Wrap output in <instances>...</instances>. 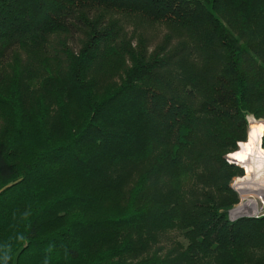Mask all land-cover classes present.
Returning <instances> with one entry per match:
<instances>
[{
    "label": "trees",
    "instance_id": "trees-1",
    "mask_svg": "<svg viewBox=\"0 0 264 264\" xmlns=\"http://www.w3.org/2000/svg\"><path fill=\"white\" fill-rule=\"evenodd\" d=\"M249 116L264 0H0V264H264Z\"/></svg>",
    "mask_w": 264,
    "mask_h": 264
},
{
    "label": "bare ground",
    "instance_id": "bare-ground-1",
    "mask_svg": "<svg viewBox=\"0 0 264 264\" xmlns=\"http://www.w3.org/2000/svg\"><path fill=\"white\" fill-rule=\"evenodd\" d=\"M262 126L260 123L253 120L250 121L248 129L247 142L242 145V148L237 153L243 156L240 159L237 155L231 154L233 159L240 160L241 164L246 165L248 174L236 181L235 189L238 190L243 197L247 194H255L264 200V177L259 184L255 179L264 176V150L260 146V135L262 132ZM255 133V135H253ZM242 197V198H243ZM251 202H254L253 200Z\"/></svg>",
    "mask_w": 264,
    "mask_h": 264
},
{
    "label": "rangeland",
    "instance_id": "rangeland-1",
    "mask_svg": "<svg viewBox=\"0 0 264 264\" xmlns=\"http://www.w3.org/2000/svg\"><path fill=\"white\" fill-rule=\"evenodd\" d=\"M251 120H253V121H255V122H258V123H260L262 126H264V119H255V118H253L252 116H249V126H250V121H251ZM248 129H249V128H248ZM263 132H264V129L262 128V132H261V135H260V141H259L260 146H261V136H262ZM247 139H248V134H247ZM247 139H246L245 141H242V142L238 143V149H237L235 152L231 153V154H235V153H237L238 151H240L241 148H242V145H244V143L247 142ZM261 147H262V146H261ZM262 149L264 150L263 147H262ZM229 154H230V153H229ZM231 154H230V155H231ZM227 155H228V154H227ZM227 155H226V158H227V160H228L229 162H232V163L237 164L238 166L242 167V169H243V171H244V175H243V176H241V177H236V178L232 181V183H231V186L233 187V189H234L235 191H237V193L239 194V197H243V195H242L238 190L235 189V184H236V181H237L239 178H242V177H244L245 175L248 174L247 167H246V165L241 164V161H240V160H235V159L232 158V156L230 157V155H228V156H227ZM263 177H264V176L261 174V176H259L258 178H256V179H255L256 183L259 184V183L261 182V180L263 179ZM253 195H255V194H253ZM247 196H248V194H247ZM247 196H245V197H247ZM255 196H256V195H255ZM240 199H241V198H240ZM263 201H264V200H263ZM239 202H240V200H239ZM239 202H238V203H239ZM238 203H237L235 206H237ZM262 211L264 212V208L262 209Z\"/></svg>",
    "mask_w": 264,
    "mask_h": 264
},
{
    "label": "water",
    "instance_id": "water-1",
    "mask_svg": "<svg viewBox=\"0 0 264 264\" xmlns=\"http://www.w3.org/2000/svg\"><path fill=\"white\" fill-rule=\"evenodd\" d=\"M256 211H257L256 202L245 200L240 205L233 207L229 211V216L232 220L240 217H256L255 216Z\"/></svg>",
    "mask_w": 264,
    "mask_h": 264
},
{
    "label": "built area",
    "instance_id": "built-area-1",
    "mask_svg": "<svg viewBox=\"0 0 264 264\" xmlns=\"http://www.w3.org/2000/svg\"><path fill=\"white\" fill-rule=\"evenodd\" d=\"M240 202L238 203V205H240L242 202H244L245 200H249V201H254L256 202V206H257V211H256V217H260L262 215H264V212L262 211V209L264 208V201L259 198V196H255L253 194H248L247 197H240ZM237 205V206H238ZM231 219V218H230Z\"/></svg>",
    "mask_w": 264,
    "mask_h": 264
},
{
    "label": "snow or ice",
    "instance_id": "snow-or-ice-1",
    "mask_svg": "<svg viewBox=\"0 0 264 264\" xmlns=\"http://www.w3.org/2000/svg\"><path fill=\"white\" fill-rule=\"evenodd\" d=\"M253 135H255V133H253ZM235 155H237L240 159H243V156H241L240 154H235Z\"/></svg>",
    "mask_w": 264,
    "mask_h": 264
}]
</instances>
